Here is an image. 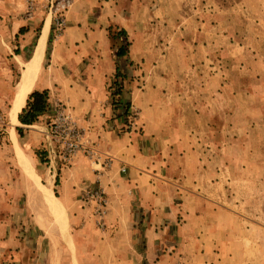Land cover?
Instances as JSON below:
<instances>
[{
    "label": "rangeland",
    "instance_id": "1",
    "mask_svg": "<svg viewBox=\"0 0 264 264\" xmlns=\"http://www.w3.org/2000/svg\"><path fill=\"white\" fill-rule=\"evenodd\" d=\"M30 1L23 3L28 7ZM108 1L121 9L117 20L128 25L129 42L141 41L149 49L150 60L143 62L131 60L128 52L123 62L126 77L116 83L114 77L109 84L111 99H122L130 109L125 114L126 127L142 130L137 124L140 106L129 99L132 89L147 90L149 102H164L156 118L165 119L164 126L177 135H162L160 155L167 156L170 166L208 168L197 174V183L216 203L208 206L205 215L214 220L205 224L217 226L213 210L222 214L219 218L224 226L226 222L230 226L223 230L222 244L235 253L225 264H264V0ZM67 2L45 0L42 16L51 14L53 24L61 14L65 19L63 5ZM11 3L17 4V0H0L1 17ZM11 22L0 28V39L9 45V35L14 42ZM52 29L54 34V25ZM0 54L8 58V53ZM0 75L5 76L4 71ZM4 79L0 87L6 84L9 91L0 92V264H67L69 253L58 243L64 239L62 224L67 235L69 230L90 231L91 223L101 233L110 225L105 216L98 223L96 203L85 197L93 183L81 202L70 208L73 214L57 201L52 207L43 204L40 198L49 201L53 197L41 192L30 181L32 177L27 179L20 161L22 158L27 170L33 171L41 166L35 163L39 156L17 153V124L9 121L17 79L15 74ZM23 130L19 135L22 147L29 149V132ZM172 136L183 142L182 152L169 146L175 141ZM60 211L65 213L63 222ZM78 211L82 214L74 223ZM105 212L108 215L107 205ZM85 223L90 224L82 226ZM86 236L75 238L86 250L91 249L77 254L78 259L82 264H104L94 261L93 240ZM109 258H105L107 264Z\"/></svg>",
    "mask_w": 264,
    "mask_h": 264
},
{
    "label": "crops",
    "instance_id": "2",
    "mask_svg": "<svg viewBox=\"0 0 264 264\" xmlns=\"http://www.w3.org/2000/svg\"><path fill=\"white\" fill-rule=\"evenodd\" d=\"M44 1L31 0L33 5L29 9L23 0H17V4L11 3L2 10L4 17L0 16V28H6V23L12 21L13 26L9 25V28H13L14 42L10 35L6 40L12 45L0 39V53H8L7 59L0 54V71L5 73V76L0 75V83L5 82V77L12 79L15 74V94V89L18 90L24 77L26 80L32 67L30 92L17 113V127L29 132V149L22 147L17 131V153L39 156H35V163L41 164L39 168L36 166L31 171L27 170L26 162L21 165L27 179L32 177L30 181L41 192L53 197L49 201L40 198L43 204L52 207V202L57 201L73 214L70 208L81 202V196L92 183L93 186L99 184L106 194L108 215L105 218L109 229L101 233L95 229L94 223H85L82 226L90 224V231L69 230L67 235L62 224L60 231L64 243L61 240L58 243L63 244V250L69 253L67 264H82L79 253L91 251L75 241L85 233L89 241L93 240L94 261L104 264H107V257H110L108 264L228 262L235 252L226 251L221 237L225 235L224 228L227 230L230 226L227 222L224 226L219 218L222 214L213 210L212 213H217V226L211 228L205 224L214 220L205 215L210 210L208 206L216 203L199 190L197 174L208 172V168L170 166L167 165V156L160 155L162 135L165 132L177 135L173 129L167 130L165 119L156 118L159 116L156 112L161 114L164 102H149L145 97L147 90L132 89L129 99L140 106L141 116L137 124L142 130L137 132V127H126L129 123L125 116L128 105L123 104L122 99H111L109 84L114 80L116 65L109 28L120 26L130 33L128 25L117 20L121 9L113 3L110 6L108 0H68L65 28L61 33L53 34L52 15L42 16ZM130 9L131 6L126 7V12ZM47 20L43 47L37 50ZM130 41L129 58L138 62L149 61L146 44ZM8 87L1 85L0 92H8ZM35 91L47 92L50 107L42 114V122L23 124L19 114ZM57 104L70 111L82 133V142L95 147L100 156L98 160L84 151L77 152L69 161L61 158V146L45 134L46 122L54 116ZM172 138L175 141L169 142V146L178 153L182 152L185 149L183 142L179 143L178 136ZM106 157L110 159L108 163L104 162ZM19 158L20 155L17 156L18 163ZM59 209L63 211L64 208L60 205ZM81 214L82 211H78L73 215L74 223ZM58 215L63 222L65 213L60 211ZM70 220L68 217V222Z\"/></svg>",
    "mask_w": 264,
    "mask_h": 264
},
{
    "label": "built area",
    "instance_id": "3",
    "mask_svg": "<svg viewBox=\"0 0 264 264\" xmlns=\"http://www.w3.org/2000/svg\"><path fill=\"white\" fill-rule=\"evenodd\" d=\"M33 3H29V9L32 8ZM66 5V4H65ZM63 5V6H65ZM55 33L59 34L65 27V19L63 15L55 18L54 22ZM45 134L49 140L58 143L62 149V159L69 161L73 156L79 152L84 151L88 156L94 157L98 160L99 153L93 145H84L82 142V133L75 121L72 120L71 113L68 109L57 104L54 116H52L45 125ZM106 163L109 161L106 160ZM104 166L105 163H102ZM98 183V182H97ZM86 198L93 199L96 203V212L99 214V221L106 213V198L102 188L99 184H95L85 194ZM104 208V209H103ZM102 225V224H101Z\"/></svg>",
    "mask_w": 264,
    "mask_h": 264
},
{
    "label": "trees",
    "instance_id": "4",
    "mask_svg": "<svg viewBox=\"0 0 264 264\" xmlns=\"http://www.w3.org/2000/svg\"><path fill=\"white\" fill-rule=\"evenodd\" d=\"M109 38L112 42V46L116 49L114 54L116 83L126 77V71L123 69V62L128 56L130 42L126 30L119 27L109 28ZM49 107L47 92L35 91L30 95L26 107L20 112L19 120L21 123L28 125L40 123L42 122V114H44ZM16 129L19 135H21L22 129L20 127Z\"/></svg>",
    "mask_w": 264,
    "mask_h": 264
},
{
    "label": "bare ground",
    "instance_id": "5",
    "mask_svg": "<svg viewBox=\"0 0 264 264\" xmlns=\"http://www.w3.org/2000/svg\"><path fill=\"white\" fill-rule=\"evenodd\" d=\"M48 21L49 20H47V22H46V27H45V29L43 31V35L40 38V41L38 43L37 50H40L43 47V42H44V39L46 37ZM37 55H38V53H37ZM34 62H36V59H35ZM26 76H27L26 80H25V77H24L23 82L21 83V85L18 86V90H17V88L15 89V94H14L13 99H12V106H10V108H9L10 110H9V113H8L10 124H15V125L18 124L17 113L19 112V110L23 106L24 101L26 99V96L30 92L29 90H30V82H31V79H32V67L30 68L29 73ZM11 134L15 138V132H14L13 129H11ZM17 148L19 150V146L18 145H17ZM21 162H22V164L25 163V161L22 158H21ZM26 167H27V165H26Z\"/></svg>",
    "mask_w": 264,
    "mask_h": 264
}]
</instances>
